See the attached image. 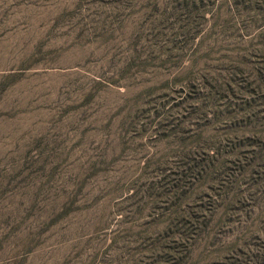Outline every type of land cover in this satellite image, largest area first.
I'll return each instance as SVG.
<instances>
[{
    "label": "rangeland",
    "instance_id": "obj_1",
    "mask_svg": "<svg viewBox=\"0 0 264 264\" xmlns=\"http://www.w3.org/2000/svg\"><path fill=\"white\" fill-rule=\"evenodd\" d=\"M0 264H264L255 0H0Z\"/></svg>",
    "mask_w": 264,
    "mask_h": 264
},
{
    "label": "trees",
    "instance_id": "obj_2",
    "mask_svg": "<svg viewBox=\"0 0 264 264\" xmlns=\"http://www.w3.org/2000/svg\"><path fill=\"white\" fill-rule=\"evenodd\" d=\"M255 6L257 9L261 10V12H264V0H255Z\"/></svg>",
    "mask_w": 264,
    "mask_h": 264
}]
</instances>
